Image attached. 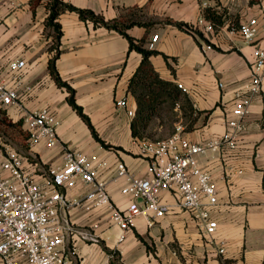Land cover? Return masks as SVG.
Listing matches in <instances>:
<instances>
[{"label":"crops","instance_id":"1","mask_svg":"<svg viewBox=\"0 0 264 264\" xmlns=\"http://www.w3.org/2000/svg\"><path fill=\"white\" fill-rule=\"evenodd\" d=\"M51 0H0V72L12 74L9 64L16 59L26 66L20 71L21 107L0 112L13 124L29 111L48 107L61 123V141L75 149L97 153L105 162L104 177L110 179L118 161L139 176L146 175L147 161L133 144L128 109L136 111L135 97L128 91L130 78L142 61V54L130 49L129 39L115 29L83 20L75 11L59 14L61 36L55 44V30L47 25ZM78 8L91 9L106 20L129 25L125 32L136 42L146 41L149 48L154 35L150 62L161 78L182 85L198 111L197 120L184 136L194 143L219 139L227 129L226 119L237 93H247L253 50L264 49V30L253 42L230 30L259 16L260 2L250 0H63ZM226 10L224 24L206 35L196 27L201 5ZM195 26L192 31L175 23ZM211 44L204 52L202 45ZM63 81L75 90L77 104L89 116L104 146L92 134L88 124L69 104V91L59 86L50 73V60ZM222 84V85H221ZM28 87V88H27ZM27 88V89H26ZM127 99V107L117 101ZM247 129L236 149L214 147L197 156L218 188L214 218L218 228L211 234L223 242L210 244L184 209L173 207L167 215L149 225L138 217L123 242L118 230L110 226L105 210H83L73 215L77 225L98 223L101 240L85 242L77 238V264H264V77L262 90L249 107ZM180 122V123H181ZM25 152L59 163V144L47 148L43 143ZM122 182H110L113 201L125 207L129 201L120 193ZM80 184L71 191L81 194ZM170 202V195H164Z\"/></svg>","mask_w":264,"mask_h":264},{"label":"built area","instance_id":"2","mask_svg":"<svg viewBox=\"0 0 264 264\" xmlns=\"http://www.w3.org/2000/svg\"><path fill=\"white\" fill-rule=\"evenodd\" d=\"M207 7L209 4L204 1L196 27L209 35L215 26L205 15ZM185 28L192 31L195 26ZM230 30L248 42L255 41L264 30V4L259 16L238 25L230 24ZM158 37L153 36L149 49ZM212 47L204 44L202 50L206 52ZM253 56L248 91L236 94L232 117H227V129L221 138L194 143L184 136L182 124L162 139L133 138V144L147 161L146 175L142 177L118 161L110 179L105 178L106 162L97 153L75 149L61 141V121L48 107L25 114L22 126L29 149L40 143L47 148L59 144L61 160L57 163L27 153L0 136V264H77V249L71 248L72 243L77 238L85 242H99L102 238L98 223L85 227L72 220L77 212L89 209L108 213L110 226L117 228V241L121 243L138 217L152 226L171 208L178 207L188 213L208 242L218 244L219 252L224 253L223 242L211 237L218 228L213 216L219 201L217 184L198 163L197 156L214 147L237 148L239 137L247 129L245 118L251 102L262 90L264 49L255 46ZM25 66L24 60L16 59L9 64L14 75L0 72L3 107L22 106L24 94L20 91L19 73ZM127 103L123 98L117 106L127 107ZM128 114L134 117L135 111L128 109ZM112 181L122 182L120 193L129 199L125 207L113 201L109 191ZM78 184L84 191L72 194ZM164 195H170L174 203Z\"/></svg>","mask_w":264,"mask_h":264},{"label":"trees","instance_id":"3","mask_svg":"<svg viewBox=\"0 0 264 264\" xmlns=\"http://www.w3.org/2000/svg\"><path fill=\"white\" fill-rule=\"evenodd\" d=\"M255 3L256 0H250ZM50 14L47 18V25H50L55 30V39L57 44L61 36V25L57 22L59 14L64 11H75L83 20H91L95 25H102L109 29H115L125 35L130 42V49L139 51L143 58L134 75L130 78L128 91L135 97L137 107L135 116L131 122L132 134L134 137L145 138L146 131L155 120L163 119L164 111H169L177 122L183 119L182 122L186 129H191L197 120L198 111L194 108L193 103L186 91L178 84L161 78L159 73L154 69L150 62V57L155 53V50L146 47L145 40L136 42L126 32L125 28L129 25H120L118 20H106L102 15L96 14L91 9L78 8L72 4L66 3L63 0H51L48 4ZM206 17L214 23L215 29L222 26L226 20V10L218 9L209 6L205 10ZM175 23V22H174ZM180 27L187 26L184 23H175ZM50 73L56 80L59 86L66 87L69 91L67 100L69 104L77 111L81 118L90 127L93 136L100 141L104 146L103 140L99 137L94 129L93 124L88 115L83 112V108L77 104L75 90L65 81H63L55 66V57L50 60ZM183 102V103H182Z\"/></svg>","mask_w":264,"mask_h":264},{"label":"rangeland","instance_id":"4","mask_svg":"<svg viewBox=\"0 0 264 264\" xmlns=\"http://www.w3.org/2000/svg\"><path fill=\"white\" fill-rule=\"evenodd\" d=\"M260 1L262 0H256L257 3ZM180 122L181 119L175 122L171 113L166 110L163 113V119L161 122L158 119L151 123V126L145 133V138L150 140L162 139L172 134L176 130L177 125L182 124V122ZM0 136L2 139L13 142L20 150L25 151L27 133L22 126V121H19L17 124H13L4 111L0 112Z\"/></svg>","mask_w":264,"mask_h":264}]
</instances>
